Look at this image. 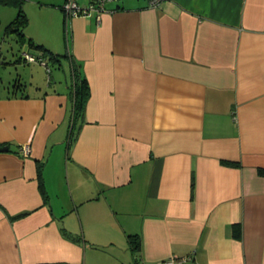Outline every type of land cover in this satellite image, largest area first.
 <instances>
[{"label": "crops", "instance_id": "crops-1", "mask_svg": "<svg viewBox=\"0 0 264 264\" xmlns=\"http://www.w3.org/2000/svg\"><path fill=\"white\" fill-rule=\"evenodd\" d=\"M66 1L29 33L48 49L19 56L31 76L3 78L0 53V264H264V0H114L68 32ZM62 40L70 77L26 57Z\"/></svg>", "mask_w": 264, "mask_h": 264}, {"label": "rangeland", "instance_id": "rangeland-1", "mask_svg": "<svg viewBox=\"0 0 264 264\" xmlns=\"http://www.w3.org/2000/svg\"><path fill=\"white\" fill-rule=\"evenodd\" d=\"M60 2H61V0H26L25 1V8H26L27 12L28 11L30 12L31 16L28 12L29 17L31 18V20H34V22L31 25L29 24L28 27H26V29H25L26 33L28 34V35H26V44L25 45H21L20 42L17 41L16 36L14 34L3 33L1 35V38H0V53H2L1 54V56H2L1 61L3 63L9 62V63L4 64L1 67V72H2L3 78L4 77L9 78L13 75H17V73L18 74H29V75H27V77L31 76L32 70L35 68V64L34 65H32V64L28 65L27 63H24V62L18 63L17 60L19 59V56L23 55V53L28 51L29 48H32L28 44V37H30L29 36L30 32L34 31L37 34H40V33H43L44 30H49L53 34L56 33L57 27H56V25H54V22H55V17H54L55 14L54 13L55 12H54V10H52V8L50 6L57 7L54 4H59ZM82 2L85 3L86 0H82ZM49 3H52L53 5H51V4L49 5ZM42 4H44V8L41 7ZM13 9L15 11V7ZM16 12H17V8H16ZM39 18L42 20L40 21ZM62 32L64 34L63 21H62ZM57 48L59 49V51L57 53L65 55L67 53L66 41L62 40L60 42V45ZM48 63L52 69L53 75H55V73L56 74L61 73L63 75H66V77L67 76L70 77V73H71L70 64H69L66 57L62 58V66L61 67L58 65H55L50 60H48ZM43 71L44 72H43V74L41 73V75H43L44 78L46 79L48 77V74H47L45 69ZM25 72H27V73H25ZM65 175H67V173H65ZM62 186L65 187V190H66V187H67L66 183L60 182V180L57 181L56 185H55V190L61 196H64L66 194L64 193V189Z\"/></svg>", "mask_w": 264, "mask_h": 264}, {"label": "trees", "instance_id": "trees-1", "mask_svg": "<svg viewBox=\"0 0 264 264\" xmlns=\"http://www.w3.org/2000/svg\"><path fill=\"white\" fill-rule=\"evenodd\" d=\"M25 1L26 0H0V5H10L17 8V16L16 18L8 25L7 27V33L13 32L16 33L19 37L18 41L23 45L26 43V32L25 28L29 25L30 19L27 14V11L25 9ZM64 7V5H63ZM62 7V8H63ZM30 47L38 48L48 50L47 47L43 44H40L36 42L34 39L29 38L28 39ZM45 55L43 58L46 59L48 66H46L50 77L52 69L49 66L48 60L53 62L55 65L62 66V58L66 57L68 55L63 54H56V53H50V55ZM48 59V60H47ZM72 75H73V84L71 86V94H72V100L74 102V115L72 118V127L70 130L69 139L73 140L76 136L77 129H80L81 122L83 121L84 111L86 107V103L88 101V98L90 96V85L85 76L81 75V71L79 69V66L76 62L72 65ZM260 173L264 175V169L260 170ZM43 172H40V178H41V187L44 190V181L42 177ZM195 182L193 181V186ZM47 197V196H46ZM24 214L19 215V217L24 216ZM66 236L71 238L72 240H78V236H72L69 233H66ZM129 241H130V248L134 254V257L136 258V262L139 263L137 253L141 248V239L139 234H131L129 235Z\"/></svg>", "mask_w": 264, "mask_h": 264}, {"label": "built area", "instance_id": "built-area-1", "mask_svg": "<svg viewBox=\"0 0 264 264\" xmlns=\"http://www.w3.org/2000/svg\"><path fill=\"white\" fill-rule=\"evenodd\" d=\"M111 1L114 0H86L85 3L82 2V0H67L63 7L67 32L69 30L68 28L70 26V23L74 17L91 14L93 11H96L99 14L105 12L107 10V4ZM162 1L164 0H150V4L152 6H159ZM26 57H28V59L31 61H39L44 65L48 66L46 59H44L43 57L36 58L28 54H26ZM48 71L50 70L48 69ZM27 149L28 147L25 149V152L28 151ZM185 262V258H171L164 261L162 264H184Z\"/></svg>", "mask_w": 264, "mask_h": 264}, {"label": "water", "instance_id": "water-1", "mask_svg": "<svg viewBox=\"0 0 264 264\" xmlns=\"http://www.w3.org/2000/svg\"><path fill=\"white\" fill-rule=\"evenodd\" d=\"M8 150H9L8 146L0 147V151H8Z\"/></svg>", "mask_w": 264, "mask_h": 264}]
</instances>
